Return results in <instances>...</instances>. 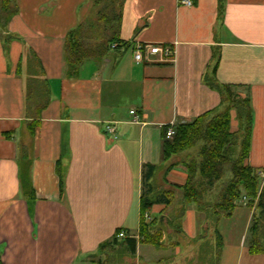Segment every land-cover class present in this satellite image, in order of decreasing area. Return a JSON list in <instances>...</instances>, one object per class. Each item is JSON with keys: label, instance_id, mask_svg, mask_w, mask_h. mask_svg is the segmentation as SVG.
I'll return each instance as SVG.
<instances>
[{"label": "crops", "instance_id": "0c3cea01", "mask_svg": "<svg viewBox=\"0 0 264 264\" xmlns=\"http://www.w3.org/2000/svg\"><path fill=\"white\" fill-rule=\"evenodd\" d=\"M191 1L125 0L119 36L131 46L88 59L68 76L65 35L88 16L90 0H15V13L0 27V264H103L99 246L118 228L137 238L129 264L192 258L190 250L180 257L184 247L169 237L180 228L198 256L215 250L205 213L181 203L186 170L162 158V132L219 111L228 86L231 97L250 105L245 162L264 168V0ZM136 43L172 44L174 55L146 54L138 62ZM38 85L45 96L32 93ZM40 100L47 104L37 109ZM230 126L237 130L236 118ZM148 165L155 166L154 193L173 190L169 204L145 212L163 218L160 248L138 240ZM254 214V203L241 198L218 220L217 264H264V239L262 251L250 250ZM173 222L179 228L170 232ZM115 246L126 248L123 240ZM152 249L161 252L153 257Z\"/></svg>", "mask_w": 264, "mask_h": 264}, {"label": "trees", "instance_id": "16d2710c", "mask_svg": "<svg viewBox=\"0 0 264 264\" xmlns=\"http://www.w3.org/2000/svg\"><path fill=\"white\" fill-rule=\"evenodd\" d=\"M124 1L90 0L95 8V14L80 20L65 35L63 58L68 76H75L80 65L88 59L103 58L110 51L119 56L124 49L131 46L130 41L123 40L119 36ZM15 11V0H0V27L2 29L6 27L8 19ZM113 43L117 44L115 48L111 46ZM29 56L37 60L32 52ZM37 64L39 66L38 61ZM30 74L32 75V72ZM37 83L45 87L43 80L38 79ZM26 88L28 90L29 84ZM41 91L42 96H45L46 92L42 89ZM223 94L225 103L223 109L205 111L191 121L176 125L174 136L171 139L164 138L165 128L162 132V158L164 160H169L173 154L179 152L192 151L190 159L181 163L187 174L185 182L178 186L181 190V203L194 204L198 210L205 213L208 225L214 228L215 264L218 263L222 246V240L217 231V222L222 216L231 215L241 198L246 199L249 205H252L257 198L255 204L257 214H254L250 226L252 253L262 251L263 245L259 240L264 239V176L260 173L264 171V168H253L245 162L250 145L252 123L249 101L248 98L231 97L228 86L224 87ZM27 101L29 97L26 96ZM46 104L47 100H40L37 109L45 107ZM234 118L238 123L235 132L230 126ZM237 133L241 135V138L239 143L233 146ZM175 164L171 163L168 167L171 168ZM154 169V165H148L142 173L138 240L160 248L164 245L163 218L148 219L145 212L153 204H169L168 194H172L173 190L163 191L161 194L154 193L149 182ZM120 231L121 228H118L111 241L101 243L99 249L113 247L123 240L127 252L135 253L137 238L129 235L119 237Z\"/></svg>", "mask_w": 264, "mask_h": 264}, {"label": "rangeland", "instance_id": "374dc122", "mask_svg": "<svg viewBox=\"0 0 264 264\" xmlns=\"http://www.w3.org/2000/svg\"><path fill=\"white\" fill-rule=\"evenodd\" d=\"M94 14H95V8H94V6L91 5V2H90L89 3V15L88 16L91 17ZM36 89H37V92L38 93H41L40 88H39V85H38V88H37V86H34L33 87L32 93L35 92ZM32 100L34 101L35 100V97H32ZM224 104L225 103L223 102L222 105H224ZM223 107L224 106H222V108ZM233 129H235V127H233ZM233 132H235V131H233ZM235 137H236V140H235V143L232 144L233 146H236L239 143V139L241 138V135L239 133H237V135H235ZM237 137H238V139H237ZM191 154H192V151L191 150L184 151L182 153L179 152V153L173 154L170 157L169 162H170V164L171 163H176L177 165L178 164H181L182 161L189 160L190 157H191ZM256 200H257V198H255V200L253 202L254 203V207H255ZM167 226H168L167 230L170 231V232H171L172 229L179 228V227L176 226V222H173L172 225H167ZM165 228L166 227L164 226V230H165ZM179 231H182V233H181L180 236L177 235V234H173V235H171L169 237H170V239H173V240L175 239V241H178L180 247H184L181 250L182 253H179L180 257H181V255H183V252H186L187 250L192 251V255H193V252H194L195 255L193 257L191 256L192 258H190L189 260H187V259H185V260L179 259L178 261L173 262L172 264H215V262H214V253H215L214 251L215 250H213L211 252V255L208 257V256H206V253H207L208 250L202 248L201 253H200V256H198V253H197L198 252V250H197L198 247H197L196 244H194L195 241L192 240L193 242H190V243H189L190 240L187 241V244L189 243L190 246L189 247H186L188 245L187 244H184V239H183V237L185 236V234L183 233L182 228H180ZM209 238H210V236H209ZM211 246H213V244ZM152 250H154L153 251V254H152L153 257H155V255H158L157 254L158 252H161V251L155 252V249H152ZM102 252H101L102 253L101 256H102L103 264H129V262H130L129 261L130 260L129 259L130 257H129V254L127 253V250H126L125 247L115 246L113 248V247H110L109 246V247L105 248V250H102ZM199 258H200V260H198ZM161 264H167L166 260L162 261Z\"/></svg>", "mask_w": 264, "mask_h": 264}, {"label": "built area", "instance_id": "2783aa9c", "mask_svg": "<svg viewBox=\"0 0 264 264\" xmlns=\"http://www.w3.org/2000/svg\"><path fill=\"white\" fill-rule=\"evenodd\" d=\"M180 4L190 6L192 4L191 0H178ZM112 48L117 46L113 43ZM148 54H159L163 58H172L174 55V45L172 44H158V43H136L133 47V56L136 61H142ZM129 113L132 115L133 120H138V114L135 109H130ZM174 124L168 125L164 129V138L171 139L174 136L175 128ZM106 129L109 132L114 133L115 128L111 125H106ZM261 175L264 176V171H260ZM125 234L120 231L118 236L123 237Z\"/></svg>", "mask_w": 264, "mask_h": 264}]
</instances>
